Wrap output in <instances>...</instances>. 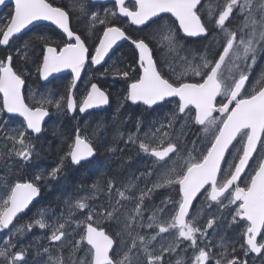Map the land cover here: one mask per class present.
Wrapping results in <instances>:
<instances>
[{
	"label": "snow or ice",
	"instance_id": "snow-or-ice-1",
	"mask_svg": "<svg viewBox=\"0 0 264 264\" xmlns=\"http://www.w3.org/2000/svg\"><path fill=\"white\" fill-rule=\"evenodd\" d=\"M95 3L0 0L11 5L0 23V46L9 50L0 58V231L7 230L0 264H256V258L264 264V69L250 80L264 59V0H114L103 16L89 8ZM162 14L170 15L166 20ZM237 16L243 18L238 31L229 27ZM82 19L87 23L78 31L74 23ZM41 21L59 30L58 42L44 33L28 35ZM124 23L144 34H130ZM187 38L205 41L202 51L187 48ZM119 41L134 46L133 63L116 57L105 67ZM30 66L46 83L26 94ZM65 70L71 72L66 92L47 90L50 77ZM82 73H111L124 81L114 119L129 102L157 114L146 130L139 119L135 132L125 136L117 129L113 142L124 147L106 149L115 154L131 146L153 158V166L120 186L109 178L81 188L83 195L65 194L59 212L42 208L20 223L19 215L40 195L39 182H59L69 164L84 168L96 159L107 130L103 121L90 135L79 124L71 136L61 132L67 151L58 163L32 180L19 178L41 155L43 144L33 141L44 140L46 118L76 120L110 106V93L91 75L77 96ZM197 126L211 135L203 148L199 136L190 139ZM234 141L241 148L229 161ZM161 188H174L177 198L149 209L145 201ZM198 195L204 201L196 206ZM34 228L47 230L48 246H36L45 261L28 259L33 245L23 238ZM251 253L256 258L249 259Z\"/></svg>",
	"mask_w": 264,
	"mask_h": 264
},
{
	"label": "flooded vegetation",
	"instance_id": "flooded-vegetation-1",
	"mask_svg": "<svg viewBox=\"0 0 264 264\" xmlns=\"http://www.w3.org/2000/svg\"><path fill=\"white\" fill-rule=\"evenodd\" d=\"M51 2H54L57 5L64 4L67 2H64L63 0H51ZM204 3H212L215 5L216 3L220 2L222 3L223 0H203ZM131 6V4H129ZM101 7V8H99ZM108 7V6H106ZM105 6L96 5L95 4H89V8L91 9H105ZM112 7V6H111ZM11 5L4 8V10L0 14V22L2 23L4 21V18L7 17L9 11H10ZM168 16H165V19L167 20ZM123 19V18H122ZM174 19V18H173ZM242 17L237 16L235 19H233L232 23L229 25V27L232 30L238 31L241 23H242ZM85 23H83V19L79 22V24H75L74 26L78 31H83L81 29L82 26H84ZM124 28L129 29H137L133 27L132 25H129L128 23H124L122 25ZM103 27V26H99ZM34 29H39L43 31L46 35L52 37L53 40L59 41L60 35L54 33V29L50 26L42 25L37 26ZM32 29V31L34 30ZM150 29H145V33L149 31ZM31 31V32H32ZM139 31V30H137ZM140 32V31H139ZM30 33V32H29ZM28 33V35H29ZM102 34V33H101ZM144 34V33H142ZM222 38V37H221ZM187 48L193 50V52L202 51V45L205 43V41H202L200 38L197 39H188L184 41ZM189 55V58L191 56L190 53H187ZM159 55V54H158ZM259 64H264V59H261L258 61ZM135 66V65H133ZM30 77V76H29ZM32 79V77H30ZM30 78H28V81L30 82ZM250 80L253 82V76L250 77ZM27 81V87H26V94L28 89L36 88L33 86L30 82V84ZM110 91H109V88ZM39 90V89H35ZM61 91V90H60ZM107 91L110 93V100L111 104L110 106L102 111H92V115H79L76 120H70L66 121L67 117L65 116H57L55 114L52 115V119L50 122L46 125V131L44 133V140L43 141H33L38 146L42 143L43 148L41 151V155L39 158L35 159L34 164L30 167H27L20 171L19 178L21 180H32L34 175L41 170L48 171L52 167H54L58 161L60 155L63 154L64 151H67V147L64 143V136H62L60 133L63 132L68 136H71V134L74 131V127L79 124V127L82 130V134L84 135H90L92 130L95 128L96 123L103 121L106 123V132L102 133V139L101 141L97 142V156L96 159L93 161L91 165H87L84 168H79L77 166H72L69 164V166L66 169L65 172V178H62L59 182L50 181V182H39L41 192L40 195L34 199L33 203L29 206L28 209L25 210V213L19 215V222L20 223H26L31 220V218L35 217L36 213L39 209L42 208H51L59 210L63 208V194L60 198H57V196L64 191L70 192L75 190L78 192V195H83L84 193L80 191L81 188H83L85 191L90 188V186L93 183H96L98 180L106 183L109 178L114 179L117 186L126 184L130 179L133 178V176H138L141 172L146 171L148 168H151L152 165V159L144 156L143 154H137V151L134 148H131L129 146V149H126L123 153H120L119 151L115 154L109 153L106 151L107 147L115 146L118 148H123L124 144L122 141H116L113 142V136L117 132V124L116 120L118 118H115L117 103L124 94V88L121 90L116 83L114 85H107ZM62 93H65V91H61ZM82 90L80 93H78V97L80 94H82ZM84 93V92H83ZM221 98L218 99V101ZM219 106V103L217 104ZM162 111V110H158ZM65 117V118H64ZM157 114L152 113L150 111H145L144 106H137L132 105L130 102L125 105L123 109H121L120 112V119H123L125 123L121 124V127L118 128L120 132L125 133V136L128 132H135V124L137 119L141 120L145 126V129H147V126L150 124V122L154 119H156ZM74 126V127H73ZM199 128V126H197ZM55 130V131H54ZM199 130H196L195 128L192 130V135L190 136V139H195L193 136L195 134H198ZM200 143L198 142V145ZM197 145V146H198ZM235 147L231 146L229 149V152L232 153V155L226 154L229 161L232 160L233 156L237 153V150L241 148V144L237 143V141L234 142ZM188 147H191V144L188 145ZM203 148V145L200 147ZM258 154L254 155V159L257 157ZM254 164V161L250 162V165ZM226 167V165H223ZM246 171H248L246 169ZM4 174V168L2 166V163H0V175ZM152 179H155V176L152 177ZM246 179V177H245ZM72 184H69V183ZM68 184L71 189L65 188V185ZM151 185L149 184V187ZM241 186H243V183H241ZM140 187H144L143 182H140ZM167 197H172L173 199H176V190L174 188H161L158 189L155 193L152 194L151 200H146L145 204L146 206L151 209L154 205H160L162 200H165ZM104 196L101 194L99 197V200H103ZM204 201L203 195H198L197 200L194 201V205L198 206L200 203ZM211 211H215L213 208ZM149 212H145V216L149 215ZM230 219V218H229ZM49 220H51V217H49ZM16 221H14L15 223ZM211 231V230H209ZM47 230H42L39 228H34L31 233H28L23 238V244L29 245L32 244L33 247L29 250V256L28 259L30 261L32 260H38V261H45L47 260V256H36V246L42 245V246H48L49 242L46 239ZM167 235V234H162ZM229 236L235 235V233H229ZM7 238V230L0 231V247H3L2 241ZM31 238V239H30ZM259 240V237H258ZM51 251L55 252V247L50 248ZM67 255V251H65V256ZM188 255H191V250H189ZM256 258L254 253H251L249 256V259ZM143 260V257H141ZM256 264H260L259 258H256Z\"/></svg>",
	"mask_w": 264,
	"mask_h": 264
},
{
	"label": "trees",
	"instance_id": "trees-1",
	"mask_svg": "<svg viewBox=\"0 0 264 264\" xmlns=\"http://www.w3.org/2000/svg\"><path fill=\"white\" fill-rule=\"evenodd\" d=\"M110 8H113V6L110 7ZM83 27L84 26H82L81 29H83ZM126 29L128 30V32L130 34H132L134 36L143 35L141 32H139V31H137L135 29H129V28H126ZM54 33L55 34H59L56 30H54ZM39 51H40V49L37 48L36 49L37 54L39 53ZM5 55H6V53L3 54V53L0 52V58H4ZM116 57H120L122 60L126 61L127 63L132 64L133 61H134V58L136 57V54H135L134 48L130 44L126 43V44L122 45V47H120L114 53V55L112 56V60H109L108 64H106L105 67H108L110 64H112L116 60ZM16 67L17 68L21 67V64H20V62L18 60L16 61ZM101 71L103 72V69ZM30 72H31L30 77H32V79L29 77L30 78V82L32 81L33 85H38V87H42L43 84L37 78V73H36V69H35L34 66H30ZM89 74H91V73H89ZM89 74H87V76ZM94 76L95 75H93V79H94ZM62 81H65V85H64V87H62L61 90L66 91V87L71 82V80H70V78L68 76H65V77L62 78ZM30 82L28 81L29 84H30ZM115 83H116V85H118L120 87L121 90L124 88V81L122 79H120V78L113 77V75L111 73H109L104 78H102V82L100 83V85L107 91V85H109V84L110 85H114ZM55 85L56 86H60L58 84H55ZM81 90L84 92V90H85L84 89V84H81L79 86L78 93H80ZM109 91H110V88H109ZM83 92H82V94H83ZM82 94H80V95H82ZM70 120H71V118L67 117L66 121H70ZM69 184H72V183L70 182Z\"/></svg>",
	"mask_w": 264,
	"mask_h": 264
},
{
	"label": "rangeland",
	"instance_id": "rangeland-1",
	"mask_svg": "<svg viewBox=\"0 0 264 264\" xmlns=\"http://www.w3.org/2000/svg\"><path fill=\"white\" fill-rule=\"evenodd\" d=\"M64 2H68V0H63ZM101 8V7H99ZM91 9V8H90ZM97 12L100 13L101 16H103L104 14V9H101V10H98V9H93ZM1 23V22H0ZM83 23L84 24V28L86 26V23L87 21L83 19ZM99 27V26H98ZM150 31V30H149ZM148 32V31H147ZM37 33H44L43 31L39 30V29H34L32 32L29 33V36L33 35V34H37ZM45 34V33H44ZM101 34V33H98V35ZM179 55L183 56V55H188L187 52H184V51H181L179 53ZM264 69V64H259L257 63V65L253 68L252 70V76H253V82H255V78L260 74L261 70ZM94 74H91V76L93 77ZM96 76H101L100 74H96ZM88 79V77L86 78V80ZM57 83L60 85V86H56V85H51L50 87H47V90H51V91H54V92H59L61 94H63L60 90L62 89V87H64L65 85V81H61V80H58ZM37 89L39 90H42L43 88L41 87H38V86H35ZM59 87V88H58ZM36 88H32L33 91H35ZM65 118V117H64ZM117 124V129L121 127V123H120V118H118L116 120V123ZM200 137L202 139L201 143L198 145V147L200 148L203 144V147L207 144L208 140L211 139V135L208 134L207 136L203 133V132H200ZM65 188L68 189H71L70 186H68V184L65 185ZM63 194V198H64V195L65 194H71L73 197L77 196L78 195V192H76L75 190L73 191H70V192H66L64 191V193H60L57 198H60Z\"/></svg>",
	"mask_w": 264,
	"mask_h": 264
},
{
	"label": "water",
	"instance_id": "water-1",
	"mask_svg": "<svg viewBox=\"0 0 264 264\" xmlns=\"http://www.w3.org/2000/svg\"><path fill=\"white\" fill-rule=\"evenodd\" d=\"M128 2V0H126V3ZM96 3H100V4H108V3H114V0H96ZM10 5V4H9ZM6 6H4V5H0V12L5 8ZM162 15H170V14H162ZM40 25H51L50 24V22H44V21H41V22H36V25L35 26H30L32 29L34 28V27H37V26H40ZM52 27H54L55 28V26L54 25H51ZM134 26V25H133ZM135 27H137V26H135ZM56 29V28H55ZM58 32H59V30L58 29H56ZM191 39V38H190ZM192 39H196V38H192ZM125 43H130V41H119L118 42V44H117V46H115V49H114V53L121 47V45H123V44H125ZM131 44V43H130ZM133 46V45H132ZM2 48H4V49H7L5 46H1ZM134 47V46H133ZM107 59V58H106ZM97 67H99V66H97ZM64 75H71V72H70V70H65V71H63V72H61V73H57V74H54V76L53 77H50V81L52 82V81H54V80H56L57 78H59V77H61V76H64ZM84 76H85V73H82V78H81V81H79L78 83H77V88H78V86L80 85V83L82 82V80H83V78H84ZM42 83H46V82H44V81H42ZM99 85V84H98ZM100 86V85H99ZM109 106H106L104 109H97V110H90L91 112L92 111H102V110H105L106 108H108ZM85 115H87V114H82V116H85ZM46 120H47V122L50 120V118H46ZM235 142V141H234ZM233 142V143H234ZM231 147V146H230ZM255 155V154H254ZM251 162V161H250Z\"/></svg>",
	"mask_w": 264,
	"mask_h": 264
},
{
	"label": "bare ground",
	"instance_id": "bare-ground-1",
	"mask_svg": "<svg viewBox=\"0 0 264 264\" xmlns=\"http://www.w3.org/2000/svg\"><path fill=\"white\" fill-rule=\"evenodd\" d=\"M31 239V238H30Z\"/></svg>",
	"mask_w": 264,
	"mask_h": 264
}]
</instances>
